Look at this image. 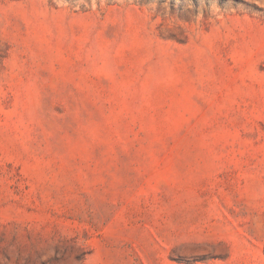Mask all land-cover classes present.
<instances>
[{
	"label": "rangeland",
	"instance_id": "374dc122",
	"mask_svg": "<svg viewBox=\"0 0 264 264\" xmlns=\"http://www.w3.org/2000/svg\"><path fill=\"white\" fill-rule=\"evenodd\" d=\"M0 264H264V0H0Z\"/></svg>",
	"mask_w": 264,
	"mask_h": 264
}]
</instances>
